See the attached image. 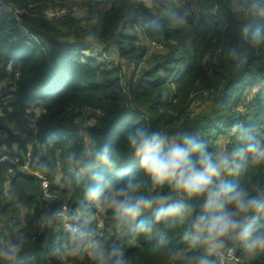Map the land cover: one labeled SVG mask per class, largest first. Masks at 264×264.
<instances>
[{
  "label": "trees",
  "instance_id": "obj_1",
  "mask_svg": "<svg viewBox=\"0 0 264 264\" xmlns=\"http://www.w3.org/2000/svg\"><path fill=\"white\" fill-rule=\"evenodd\" d=\"M188 3L192 28L185 32L169 24L170 0H0V123L22 135L29 155L3 150L8 160L0 163V235H34L15 261L0 264H93L87 257H49V244L66 241L67 233L61 226L40 232L36 223L48 211L78 212L87 203L90 181L74 183L66 155L80 150L89 134L119 149L124 167L136 171L138 162L123 145L131 125L162 131L183 126L211 152L239 143L231 131L237 122L264 130V45L249 46V65L235 70L228 50L243 34L227 0ZM56 9L67 12L43 14ZM95 15L102 17L99 29L91 24ZM156 24L166 30L163 41L154 38ZM102 54L107 62L99 61ZM42 164L55 165L54 174L43 173ZM232 179L264 181V167ZM10 189L19 193L14 204L6 198ZM95 226L134 264H177L164 252L153 254L154 241L143 235L122 237L110 211L98 213ZM168 237L169 247L187 248L182 228ZM235 255V264H264V255Z\"/></svg>",
  "mask_w": 264,
  "mask_h": 264
},
{
  "label": "clouds",
  "instance_id": "obj_2",
  "mask_svg": "<svg viewBox=\"0 0 264 264\" xmlns=\"http://www.w3.org/2000/svg\"><path fill=\"white\" fill-rule=\"evenodd\" d=\"M227 3L241 22L243 40L228 50L232 67L239 71L249 65L248 47L264 45V0ZM192 15L188 0H170L168 19L176 30L190 31ZM90 20L94 29L103 26L100 15ZM152 31L158 40L167 37L159 24ZM231 131L239 143L230 151L211 152L183 126L174 124L168 131L128 126L123 145L138 162L136 171L124 167L119 149L89 134L80 150L66 155L74 183L90 181L87 203L78 212L51 210L36 221L40 232L61 226L67 233L66 241L49 244L47 255L87 257L93 264H134L122 247L109 246L95 226L98 213L108 211L122 237L136 240L143 235L154 241L153 254L164 252L177 264H232L238 251L249 260L264 255V181L241 184L232 179L249 168L264 167V130L237 122ZM39 167L45 174L55 172L53 164ZM6 198L14 204L20 197L10 189ZM177 228H182L186 249L169 247L168 232ZM33 239L32 234L11 230L0 235V261H15Z\"/></svg>",
  "mask_w": 264,
  "mask_h": 264
},
{
  "label": "built area",
  "instance_id": "obj_3",
  "mask_svg": "<svg viewBox=\"0 0 264 264\" xmlns=\"http://www.w3.org/2000/svg\"><path fill=\"white\" fill-rule=\"evenodd\" d=\"M66 12H67V11L64 10V9H56V10H52V11L47 10V11L43 12V14H44L46 17H48V18H55V17H59V16L64 15ZM147 43L150 45L151 49H154V50H156V51H162V50H163V47H162L160 44H157V43H154V42H147ZM99 61H100V62H107V61H108V57L106 56V54H102L101 57L99 58ZM14 76L17 77V76H18V73H15ZM0 89H1V86H0ZM239 111L244 112V109L241 108V109H239ZM3 150H4V149H3ZM3 150H0V163H1V162H4V161H6V160H8V156L4 153ZM28 156H29V155H28V153H27V154L25 155V158L27 159ZM27 165H28V164L25 163L23 169H24L25 171H27V172H30L29 169H28V167H27ZM40 179H41V181H42V187L45 189V188H46V183H45V181H44L43 178L40 177ZM238 262H239V259H238L237 256L235 255V256L233 257L232 264H235V263H238Z\"/></svg>",
  "mask_w": 264,
  "mask_h": 264
},
{
  "label": "water",
  "instance_id": "obj_4",
  "mask_svg": "<svg viewBox=\"0 0 264 264\" xmlns=\"http://www.w3.org/2000/svg\"><path fill=\"white\" fill-rule=\"evenodd\" d=\"M0 131L3 135H0V148L6 150H16L21 152L23 156L28 153V148L24 143L23 137L18 132H13L2 123H0Z\"/></svg>",
  "mask_w": 264,
  "mask_h": 264
},
{
  "label": "crops",
  "instance_id": "obj_5",
  "mask_svg": "<svg viewBox=\"0 0 264 264\" xmlns=\"http://www.w3.org/2000/svg\"><path fill=\"white\" fill-rule=\"evenodd\" d=\"M1 150H3V148Z\"/></svg>",
  "mask_w": 264,
  "mask_h": 264
}]
</instances>
